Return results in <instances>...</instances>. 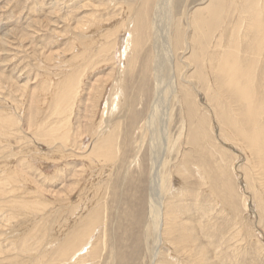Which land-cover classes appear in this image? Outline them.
<instances>
[{
  "label": "bare ground",
  "instance_id": "1",
  "mask_svg": "<svg viewBox=\"0 0 264 264\" xmlns=\"http://www.w3.org/2000/svg\"><path fill=\"white\" fill-rule=\"evenodd\" d=\"M94 1H98L99 3L94 4ZM94 1L91 3L88 2L86 4V6L91 8L89 9V14L81 17L80 19H74L71 17V15L67 17L68 22L70 17L71 20H74L73 23H68L67 28L65 29V34L68 35L67 38L69 42L66 46L67 48L65 47L64 49L66 52L71 53L70 60H67L66 62L69 63L71 67L68 68V71L63 70L59 71V73L56 72V75H58L57 83L55 82L56 85L54 89H52L49 93H46L50 99H46L44 97L39 99L40 96L37 97L36 95L38 93H36L34 90V92H32L33 100H30V96H28L29 98L24 96V94H29L27 88L29 85L26 86L21 84L17 86L16 89H20L19 92L21 95H23L24 98L30 100L28 105L31 106V114L34 113L35 116L38 114L37 112H39V106L42 100H49L47 102V109L51 114L56 115V129H62V131L60 133H56V131L50 129L48 132H46L45 137L46 135H50L54 138V140H58L61 144H67L69 138L71 140L72 133L70 134V132L73 130V126L69 127L70 117L68 112H72L74 106L77 104V99L80 95L79 92L81 91L82 87V77L89 69L88 67L92 66L95 62H98V55L102 56V53L105 51H113L118 40V34L125 30L129 34L128 38L126 39V43L127 49L130 50L128 56H126V65L122 67L121 71L124 73L125 68H127L129 71H133L136 55L135 50L138 46V43L140 40L148 38L149 44L151 45V43H153V49L156 51L155 61L152 63V69H149V71L152 70L155 79L156 88L154 93L156 94V108L158 107L157 110L159 109L160 103L162 105L160 112L158 111L157 114H155V111L152 112L145 122V128L148 132L150 158V210L148 216L152 224V229L149 228L147 230V232L150 233L152 241V246L149 248V257L152 258L154 254L156 255L155 257L159 255L160 250L158 251V246L163 240L165 246H169L168 250L171 251L170 253H167V256L175 260V262H173L174 264H179V262H182L180 264H213L209 261L208 252L206 251L205 247H201L200 243H197L193 229L188 226L189 224L183 223L181 221L180 214H177L176 208H179L180 204L177 205V207L175 205L172 206V201L169 199L166 201L165 197H167V195H165L163 192L166 190L164 189L166 187H163L162 184L163 180H161V175L163 172H165L166 167L164 160L168 157V153L172 149V143H174V139L171 140L170 136L172 128L171 121L173 119L171 116L173 112L170 111V106H172L171 99L176 94L175 99L181 100V106L183 109L182 111L185 113L187 116L186 118L188 119L185 146L188 145L189 148L183 154L180 162L175 166V176L171 182V187L174 188L177 193H179V196L184 195L185 191L188 192L193 190L190 179L194 174L191 172L190 168H197V174H199L198 177L200 178L195 181L197 185V188L194 191L196 194L195 204L197 206L201 204L197 199H199L198 197L201 194V188H204L201 187L202 185L205 186L204 190L206 192L209 191L210 194L219 196L218 198H221V201L227 204L228 208L226 207L223 209L226 211V213L223 212L225 214V218L227 217L226 219H230L232 213L234 211L236 212V200L233 201V199L235 196L237 197V189L230 177L225 179L227 177L226 176L224 178V173H226L224 164V167L216 168V171H219L220 174L215 172L214 175L212 165L207 163L202 156H197L194 163L189 161L191 148H200L199 146L203 147L202 145H205L203 148L206 149V144L211 145L209 140L211 142L214 141L211 138V121L214 119L218 123L217 125H219V136L224 138L226 141H231L235 143V145H239V147H246L245 157L247 160L246 162L248 163L246 166L249 169L250 174L256 178V181H259L260 194L262 195L261 197L264 198V194H262V192L264 193V62L262 65L260 64L261 60L264 59V0H227V3H220V1L217 0H202L203 2L200 1L204 3V5L202 4L203 6L194 9V11L191 13L188 12L190 44L187 53H190L188 58L182 57V61L179 59L180 57H177L176 52L181 44H183L181 52L183 50L185 51L188 45H184V40L182 41L180 37L181 33H183L184 36L180 19L176 17L174 19L173 30L175 38L173 37L172 46L174 52H172L171 47H165L162 52L160 49L162 39L164 41L166 38V32H162L160 28L168 27V20H170V22L173 21L172 16L176 10V3L179 2V0H110L113 3L114 1L117 2L115 3L117 5L116 7H118L117 10L121 11L118 15L112 14V16L106 18L103 17L104 15L109 14L108 8L110 5L102 3L101 1L103 0ZM143 4L144 6L148 5L146 11H138V7L143 6ZM132 8H134V13L132 16L126 15L127 10L130 9L131 11ZM185 9L187 10V8ZM153 11L154 16L152 19L153 22L151 24L150 14ZM233 14L236 15L237 20L231 23L229 18H231ZM162 17L165 18L162 19L165 20V22L161 21L160 23V19ZM105 20H113V22L111 21L110 24H107L109 26H106V24H104ZM187 28L188 27H186L185 30H187ZM45 29L50 31V35L54 33V29H52L50 26H46ZM147 34L148 37L146 38L145 36ZM23 35L24 34H21V37H23ZM113 35L117 37L111 39ZM99 39L100 42L98 41ZM205 40H208V44L203 43ZM6 43L7 42L4 37H0V44L4 46ZM42 49H45V45L39 46L38 44V47L36 48V54H38V56H42L47 62L51 61V59L54 57V54H57L56 52H49L46 54V51H42ZM65 57L66 56L64 55L63 58ZM55 58L56 56L53 59ZM184 59L191 61L193 64V72L189 74V77L186 76V80L192 77L196 78L197 84L200 86L199 89L203 90V95H205L207 98L209 108H207L206 111L201 109L198 101H196L197 99L193 89L194 87L189 84H181L179 81ZM108 60H111V58ZM201 62L203 63L200 64ZM95 65L97 64L95 63ZM143 71L144 70L141 68V76ZM176 71L178 72V76L175 75ZM111 77L112 74L110 73L104 78V80L96 79L95 83H92L91 87L89 88V101L88 97V102L86 101V108L88 110L90 109L89 111L86 109V111L90 112L89 114L93 112V106L90 103L92 100L91 98L94 97L92 101L95 103V99L102 94L106 82ZM42 81L39 84V89L43 92H47L49 90V85H43ZM7 83L9 84V81ZM10 84L12 85V82H10ZM124 84L125 81L123 79H120L117 84L118 92L115 97L116 105H113L114 112H117L118 109H121L125 103ZM14 90L13 92H15ZM200 92L201 91L198 93ZM161 96H163L162 99H160ZM154 97L155 96H153V98ZM16 101V109H21V100ZM129 110H131V107ZM89 114L86 112L84 118L88 119L86 115L90 116ZM37 117H39V115ZM87 119L86 121H88ZM38 120L39 119L37 118L35 123L36 126L34 125L35 129L31 130L32 132H38V130L41 129L40 126L42 125V120ZM89 120L92 122V118L89 117ZM112 120L114 122L112 121L111 126L106 129L104 133H102L101 137H96L94 139L93 144L91 143L92 146L90 145V151L83 157V159L81 157L82 173H84L86 170H88L89 173V170L92 171L93 168H95V170L97 169L96 171L101 169V173L104 170H107V172L110 174L111 168L115 165L117 158H119L121 154L117 141V136L120 132V122L115 118ZM89 124L90 122L88 125ZM18 126L19 119L16 117V115L10 114L9 112L6 113L0 109V134L2 136L6 135L7 137V135H12V132L17 130ZM84 126L87 128L89 127L87 124ZM29 127H31V124ZM94 131L96 132L97 130ZM143 131L144 130L141 132ZM74 134L75 132L73 135ZM76 134L79 138L78 140L81 139L82 141L81 134L83 135V133H80V130L78 129ZM86 135H83V137H86ZM215 143L216 142L214 141V144ZM34 145L32 148L28 146V150L31 151L34 149L36 154L41 153L40 151L37 152L36 145ZM83 148L84 147H82V149ZM22 151L21 153H23ZM51 152L52 154L49 156L37 154V156L35 155L33 158L35 160L36 158L38 160L43 158L45 160L51 159L52 161L60 157L58 154H55L56 149L55 151ZM14 153L17 154L15 151ZM137 154H139V152ZM11 155L13 154H10V156ZM225 156L227 155L224 154V159H226ZM9 159L11 158L9 157ZM196 163L199 164V167L195 165ZM15 165L14 167L18 166L19 163L18 165ZM63 166H65V164ZM9 167L11 166L9 165ZM19 169L20 168H14L13 172L3 169L0 174V211L1 214L4 213V215L1 217L2 219H0V227L4 222H8L9 224V221L13 220V218H17L19 214L24 215L27 213L30 214L32 212L36 214L42 213L39 215V218H41L49 205H52L53 208H56L52 211L53 213H56V216L53 221L51 219L53 226L51 228L50 235L47 234L48 231L46 232V230H43L42 232V229L37 228L39 226L35 224L34 229H27L29 232L26 231L28 233L25 235L16 234L14 236L8 237L9 242L14 247L13 251H15L10 253L7 257V260H10L9 264H97L101 257V252L105 251L106 247V233L104 231V224L106 223V217H108L107 210L108 206L110 205H108L107 190H112L109 187V180L106 179V177L101 180L97 179L98 181L94 186L97 193L96 198L94 200H89V203L87 201L89 196L86 199L87 196H83L81 192L77 193V189L74 190L75 188L72 189V191L68 189L67 191L65 190L66 192H64V194L49 193L51 196H47L43 191L35 189L33 190V195L27 196V193L26 197L23 195V193L28 191H25V188L22 186L27 181L29 183L33 182L23 171ZM93 173L95 174V172ZM246 178L248 180L249 177L247 176ZM81 180L83 179L77 178L74 180L73 185H79ZM87 180L88 179L84 180L86 182L80 184L79 189L81 188V185H86ZM90 182L91 180L88 183ZM116 182L118 181L116 180ZM248 183H250V180ZM252 184L250 185V187H252L251 191H255L254 197H256L258 193L256 189L258 190L259 188L255 189L254 185ZM254 184L256 183L254 182ZM102 185H104V188ZM108 196L111 197V194L108 193ZM99 198L102 199L101 202L99 201L98 204L90 206ZM213 198L215 197L213 196ZM225 206L226 205L224 204L223 207ZM5 207H7V209H4ZM48 215L50 216V214ZM235 216H238L237 213H235ZM119 218L120 217L117 215L118 222H120ZM119 224L120 223H118V226ZM31 227H33V225H31ZM41 227H43L42 224ZM1 229L2 228H0V230ZM240 231L241 229L238 228L237 233H240ZM11 232L12 231H9V233ZM30 239H35L34 243L29 242ZM34 244H36V247L32 248ZM43 244H46V248L44 247L42 249ZM40 246L41 248L37 250V247L39 248ZM108 248L109 247H107V249ZM32 249H36V253H31ZM173 251L180 252L183 256L182 258L184 262L182 260H178V256H173L171 254ZM121 252H118L120 255L115 253V260H117L118 264H126L127 259L124 255H122Z\"/></svg>",
  "mask_w": 264,
  "mask_h": 264
},
{
  "label": "rangeland",
  "instance_id": "2",
  "mask_svg": "<svg viewBox=\"0 0 264 264\" xmlns=\"http://www.w3.org/2000/svg\"><path fill=\"white\" fill-rule=\"evenodd\" d=\"M93 1L94 0H0V37H4L7 42L4 46L0 44V81H3L2 83L0 82V102L2 103H0V109H2L6 113L9 112L10 114L16 115V117L19 119V126L17 130L12 132V135L10 134L6 137V135L2 136L0 134V174L3 169H7L10 170V172H13L14 168H20L19 170L23 171L33 182L29 183L27 181L22 186L23 188H25V191H28L24 192L25 194L23 193L24 196H26L27 193V196L33 195V190L35 189L43 191L47 196H51L50 194L52 193L64 194L67 189L72 191V189L75 188L74 190L77 189V193L81 192L83 196H87L86 199L89 196V199H87L88 203L89 200H94L96 198L97 193L94 186L96 185L97 181L106 177V179L109 180V187L112 190H107V192L111 194V197L108 196L107 193L108 205H110L108 206L109 212L107 210L108 217H106V223L104 224L105 228L103 226L106 233V247L105 251L101 252V257L98 260L97 264H118L117 260H115V253L119 254L118 252H121L122 249L123 250L121 253L127 259L126 264H155V262L156 264H174L173 262H175V260L167 256V253H170L171 251L168 250L169 246H165L163 240L162 243L160 242L158 246V251L160 250L159 255L155 257L156 255L154 254L152 258L149 257V248H151L152 246V241L150 233L147 232V230L149 228L152 229V224L148 216L150 210V158L147 134L148 132L145 128V122L147 121L146 119H148L149 115L152 114V112L155 111V114H157L158 111L160 112L162 105L160 103L161 106L159 105V109L157 110L158 107L156 108V94L154 93L156 88L155 79L152 70L149 71V69H152V63L155 61L156 51L153 49V43H151V45L149 44L147 38L148 34L145 36L147 39L144 38L143 40L139 41L138 46L135 50L136 55L134 54L135 62L133 71H129L127 68H125L124 73H122L121 71L122 67L126 65V56H128L130 50L127 49L126 43V39L128 38L129 34L125 30L118 34V40L114 50L111 52L105 51L104 53H102V56L98 55V62H95L97 65H95L94 63L92 66L88 67L89 69L82 77V92H79L80 95L77 99V104L74 106L72 112H68L70 117L69 127L73 126L74 128L72 127L73 130L70 132V134L72 133L71 140L69 138L67 144H61L58 140H54V138L50 135H46L45 137L46 132H48V130L50 129H53L54 131H56V133H60L62 131V129H56V115L51 114L47 109V102L49 100H42L39 106V112H37L38 114L36 116L34 115V113L31 114V106L28 105L30 103V100H33L32 92H34V90L39 94L36 95L37 97L40 96L39 99H42L43 97L46 99H50V97H48L46 93H49L52 89H54L57 83L58 76L56 74L59 73V71H68V68L71 67L70 64L66 62L67 60H70L71 53L66 52L64 49L69 42L67 38L68 35L65 34V29L67 28L68 23L71 24L74 22V20L70 19L71 17H73L74 19H80L81 17L89 14V9L91 8L89 6H86V4ZM200 1L202 0H179V2L176 3V10L175 12L173 11L174 15L172 14L173 21L170 22V20H168V27L160 28L162 32H166L165 40L163 41L162 39L161 41V52L165 47L172 48L173 46V37L175 38L173 25L174 19L176 17L180 19V22L182 23V32L184 31V36L183 33H181L180 35L181 40H184V45H188L185 51L183 50L181 52L183 47V44H181L176 52V55L178 58L180 57L179 59L181 61L182 57L188 58L190 53H187L190 44L188 12L191 13L194 11V9L203 6L204 3L202 2L204 0L202 2ZM217 1H220V3H227V0ZM94 2V4L99 3L98 1ZM101 2L110 5V7L108 8L109 14L104 15L103 18L112 16V14L118 15L120 13L121 10H117L118 7H116L117 5L115 4L117 2L114 1L113 3L110 0H103ZM147 6H144V4L143 6H139L138 11H146ZM185 8H187L188 11ZM133 13L134 8H132L131 11L130 9H128L126 15L132 16ZM70 15L71 17L69 18L68 22L67 17H69ZM153 16L154 11L150 14L151 24L153 22ZM163 18L164 17L160 19V23L161 21L165 22V20H162ZM229 20L231 23L235 22L237 20L236 15L233 14L231 18H229ZM111 21L113 22V20H105L104 24H106V26H109L107 24H110ZM46 26H50L52 29H54V33L50 35V31H47L45 29ZM186 27H188L187 30H185ZM21 34H24L23 37H21ZM114 37L117 36L113 35L111 39H114ZM98 41L100 42V39ZM203 43L208 44V40L203 41ZM38 44L39 46L45 45L44 50L46 51V54H48L49 52H56L57 54H54V57L56 56V58L53 59V57L51 61L47 62L43 59L42 56H38V54H36V48L38 47ZM44 50L42 49V51ZM172 52H174L173 48ZM64 55L67 58H63ZM109 58H111V60H108ZM263 62L264 59L261 60L260 64L262 65ZM202 63L203 62H201L200 64ZM141 68L142 70H144L142 76L140 74ZM192 72V62L184 59V63H182V73L180 74L179 81L181 84H189L194 87L193 89L196 94V101H198L200 108L206 111V109L209 108L207 98L205 97V95H203V90L199 89L200 86L197 84L196 78L192 77L186 80V76L189 77V74H191ZM110 73L112 74V77L108 80L109 82H106L102 94L98 98L95 97V103L92 101L94 97L91 98L92 100L90 101V103L93 106V114H89L90 112L88 111L90 109L88 110L86 108V104L89 101V88L91 87L92 83H95L96 79L104 80V78ZM177 74L178 72L176 71L175 75ZM120 79H123L125 81V103L123 104L121 109H118L117 112H114L113 105H116L115 97L118 92L117 84ZM4 80H8L9 84L7 83L8 81ZM41 81L43 85H49V90L47 92H43L39 89V84L41 83ZM10 82H12V85L10 84ZM21 84L26 86L29 85L27 86L29 94H24V96H26L27 98H29L28 96H30V100L24 98V96L21 95V93L19 92L20 89H16V87ZM13 90L15 92H13ZM199 91L201 92L198 93ZM153 96L155 97L153 98ZM162 98L163 96H161L160 99ZM175 98L176 94L171 99V105L173 107L170 106V111L173 112L171 114L173 119L171 121L172 128L170 133L171 140L174 139V143H172L173 150L170 148L171 151L168 153V157L164 160V164L166 163V167L165 172H163L161 175V180H163V187H166L164 188L166 190L163 189V192L165 193V195H167V197H165L166 201L169 199L170 201H172L171 205H175L176 207L180 204V207L176 208L177 214H180L181 221L183 223L189 224L188 226L193 229V233L197 240V243L199 242L201 247H205L206 251L208 252L209 261L211 263L264 264V198L261 197L262 195L260 194L258 183L259 181H256V178H254V176L250 174L249 169L246 166L248 164L245 157L246 147H239V145H235V143L231 141H226L224 138L219 136V125H217L218 123L214 119H212L211 121V138L216 142V145L214 144V141L211 142L208 138L211 145L206 144V149L203 148L205 145H202L203 147L199 146L200 148H191L189 161L194 163L197 156H202L207 163H210L212 165L214 175L215 172L219 173V171H216V168H222L225 166L224 169H226V173H224V178L226 176L227 177L225 179L230 177L231 181L235 184V187L237 189V197L235 196V198L233 199V201L236 200V212L234 211L232 213L230 219H226L227 217L225 218V214L223 213H226V211L223 209L227 207V204L221 201L222 199L218 198L219 196H215L214 194L212 195L209 193V191L206 192L204 190L205 186L202 185L201 187L204 188H201V194L198 197L199 199H197L201 204L198 203V206L195 204L196 194L194 193V191L197 188L195 181L200 178L198 177L199 174H197V168H190L191 172H193L194 174L190 179V182H192L191 186L193 187V190L188 192L185 191L184 195L179 196V193H177L176 190L171 187L172 179H174L175 176V166L180 162L183 154L189 148L188 145L185 146L188 119L186 118L187 116L185 115V113L182 111L183 109L181 106V100ZM16 100H21L23 108L20 107L21 109H16ZM130 107L131 110H129ZM86 109L88 111H86ZM85 111L90 115H86L88 119L84 118L86 113ZM38 115L39 117H37ZM89 117L92 118V122L91 120H89ZM37 118L40 121H43H41V129L38 130V132H32L31 130L35 129L34 125L37 121ZM113 118L119 120L120 122V132L117 136V141L121 154L119 158H117L115 165L111 168L110 174L107 172V170H104L101 173V169L99 171H96L97 169L95 170V168H93V170L95 171L89 170V173L91 172L90 176L88 170L82 173L81 160L90 151V145L92 146L94 139L96 137H101L102 133H104L106 129L111 126ZM86 119L90 122L89 125V122L86 121ZM29 123L31 124V127H29ZM85 123L90 128L84 126L86 125ZM27 127L30 129H28ZM78 129L80 130V133H83L84 136L87 134L86 137H83V135L81 134L82 141L81 139L78 140L79 138L76 134ZM94 130L97 131L95 132ZM142 130L144 131L141 132ZM74 132L75 134L73 135ZM34 144L36 145L37 152H41L37 154L49 156L52 154L51 151H55L56 149L55 154H58L60 157L52 161L51 159L45 160L44 158L39 160L36 158L35 160L33 157L35 155L37 156L36 151L34 149L31 151L28 150V146L32 148ZM82 147L84 148L82 149ZM14 151L17 152V154L14 153ZM21 151L24 154H27L24 155L23 153H21ZM137 151L139 152V154H137ZM10 154L13 155L10 156ZM224 154L227 155L225 156L226 159L223 158ZM9 157L11 159H9ZM15 163L16 165H18L19 163V165L16 166ZM64 164L65 166H63ZM9 165L11 167H9ZM14 165L16 167H14ZM195 165L199 167V164L196 163ZM93 172H95V174ZM247 176L249 177L248 180L246 178ZM76 177L78 179H83L79 182V185H73L74 180L77 179ZM86 179H88L89 181L91 180V182L88 183L89 181L87 180L88 185L87 183L86 185L83 184L79 189L80 184L86 182L84 181ZM116 180L118 182H116ZM249 180L250 183H248ZM254 182L257 185L254 184ZM251 184L254 185L255 189L259 188L258 190L256 189V191L258 192L256 197H258L259 199L254 197L255 191H251ZM102 187L104 188V185H102ZM262 194L264 193L262 192ZM213 196L215 198H213ZM99 201L101 202L102 199L99 198L90 206L98 204ZM224 204L226 205L225 207H223ZM4 209H7V207H5ZM54 209L56 208H53L52 205H49V207L45 211L46 214L44 213L41 218H39V215H41L42 213H37L38 215L34 212L24 215L19 214L17 218H13V220H11L12 222L9 221V224L8 222H4L1 225L0 228L2 229L0 230V264H9L10 260H7V257L10 253L15 252L13 251V245L9 242V236L11 237L16 234L25 235L29 232V230L34 229L35 224L39 226H36L37 228L42 229V232L43 230H46V232L48 231L47 234L50 235L51 228L53 226L51 219L53 221L56 216V213L52 212ZM235 213H237L238 216H235ZM48 214H50V216ZM3 215L4 213L1 214L0 211V219H2L1 217ZM117 215L120 217V222L117 221ZM118 223H120L119 226ZM41 224L43 227H41ZM31 225H33V227H31ZM238 228L241 229L240 233H237ZM9 231L12 232L9 233ZM34 241L35 239L29 240V242L33 243ZM45 245H42V249L45 247ZM35 247L36 244H34L32 248ZM107 247L109 248L107 249ZM40 248L41 246L39 248L37 247V250ZM31 253H36V249H32ZM171 254L175 257L178 256V260L183 261V256L180 252L173 251V253ZM106 259L109 261V263ZM180 263L182 262H179V264Z\"/></svg>",
  "mask_w": 264,
  "mask_h": 264
}]
</instances>
